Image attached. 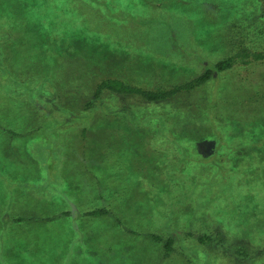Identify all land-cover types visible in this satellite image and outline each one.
Masks as SVG:
<instances>
[{
	"label": "rangeland",
	"instance_id": "obj_1",
	"mask_svg": "<svg viewBox=\"0 0 264 264\" xmlns=\"http://www.w3.org/2000/svg\"><path fill=\"white\" fill-rule=\"evenodd\" d=\"M138 3L137 0H107V12L97 4L89 2V5L81 7V13L90 22V25L87 24L88 31L95 32V37L90 34L85 36V27L81 28L78 22L73 30L62 25L61 31L60 26L50 25V30L44 28L40 31H59L61 34L58 37H49L43 45H37L35 51L38 54L35 58L40 57L44 62L54 59L56 64H61L62 58L67 59L65 68L52 74L57 86L61 84L64 88L69 87L77 77H82L81 64L91 69L89 65L95 62V54L92 56L88 51L93 44H96V51H100L102 60L108 59V65L113 63L106 68L95 69L94 66L92 72L95 80L104 76L116 78L114 76L117 75L124 80L128 77L127 80L135 85L136 81L143 83L139 86L145 90L167 91L177 84L199 76L200 68L203 69L206 63L213 73L214 67L210 63L219 60L235 58V66L201 90L192 93L193 97L180 96L178 106L189 103L193 106L183 123L177 120L182 118L174 117L177 127L179 124H186V127L177 131L171 129L169 132L172 138L168 139L169 141L167 138L162 140L169 142L161 147L162 151L149 145L155 143L157 146L156 143L160 144L158 141L152 142L143 136L135 138L140 134H136L134 129L126 130L124 126H119L120 128L113 130L95 131L99 127H94L84 134L82 128H88L86 125L89 126L90 123H80V128L74 125V132L70 133V159L66 157L58 163L54 162L53 155L49 154V159H53L55 163L51 166L52 173L49 176L55 178L58 174L56 172L64 169L62 175L68 173L69 178L74 181L67 186L68 189L82 191L83 196L85 191L104 187L98 184V179L92 184L90 174L93 171L96 174L99 166L110 169L113 175L109 180L112 185L109 186L116 193L113 213L121 222L123 220L126 226L122 225L121 229L114 217L108 220L95 218V229L92 230L81 226V221L78 222L79 227L73 232L77 238H73L74 234L66 230L63 238L51 240L39 236L33 243L29 234L34 233V226L28 228L29 234L19 232L15 238L22 242L27 240L28 248L32 249L33 253L25 254L29 258L33 255L36 264H72L75 256H72L69 249H74L75 254L78 246L83 250L82 253L79 252L81 255H78L73 264H87L89 255L86 253L89 248L95 253V261L98 264H107L108 261L113 264L117 263L119 248L123 249L125 239L128 240L127 255H132L129 250L130 238L124 233L130 231L128 227L143 231V235L150 231L160 233L167 204L175 203V227L182 230L191 228L196 234L205 231H213L214 234L219 232L238 239L234 241L236 244L227 245L226 253L225 248L213 246L210 250L214 257L213 264H243L232 256V250L239 247L252 252L254 247L262 243L264 245V133L259 137L256 130H262L260 124L264 126V18L260 13L264 0H139ZM134 11L140 14L141 19L146 18L140 22L141 19L135 17L138 21L136 23L133 19H123L124 15ZM244 13H247V16H244L246 19L241 20ZM243 21L246 27L244 31L240 24ZM71 33L74 37L77 34L78 39H74ZM89 36L95 40L89 38L90 43H82L81 40L85 41ZM98 36L100 38H97ZM103 42L112 47L105 48L101 45ZM60 47L64 48L66 53L60 52ZM3 48L4 69H0V121H3L1 116L4 115L7 116L8 122L12 123L13 111L15 122L25 123L29 109L32 122L30 125L34 130V127H39L40 124L33 123L40 120L39 109L27 108L17 98L11 100L13 97L10 94L14 89L9 87V79L34 75L32 68L37 60H34L33 55L32 61H28L31 53L24 55L23 59L20 52L23 47L20 45L5 44ZM27 51L28 49H24L23 52ZM41 59L38 61H42ZM198 64H201L200 67L191 74L181 71L183 68L191 70ZM121 70L123 73H119ZM68 79L73 80L67 82ZM63 91L66 92L65 89ZM72 93L77 94V90L74 89ZM210 96L212 106L208 110ZM88 98L89 96L82 97L84 100ZM111 98L108 99L112 103L117 101L115 97ZM64 99L66 100V94ZM213 100L216 102L214 106ZM6 106H10L8 110L5 109ZM199 114L204 119L201 115L198 116ZM211 121L217 125L212 132L209 130ZM175 122L169 120L167 123ZM256 123H259L258 128ZM91 135L93 136L90 137ZM36 136V132H33L15 140L18 146L23 145L28 152L30 146L31 155L35 159H26L23 153L26 155L28 152L20 149L9 150L13 151L9 159L18 169H38V178L44 179L48 176L44 165L48 141L44 139L40 143ZM8 140L7 136L0 135V146ZM173 140L177 143L180 140L186 149L187 158L184 162H179L182 154L173 145ZM104 143L108 147L100 149ZM60 147L65 153V141ZM44 149L46 153L42 156L43 153L39 152ZM60 164H64V167H60ZM78 165H82L81 169L87 173V177L71 169ZM169 175L180 177L188 193L198 184L193 197L189 195L188 201L180 198V182L171 181ZM8 178L11 181L17 179L15 175H9ZM103 182L108 184L107 179ZM209 182H212L211 185H208ZM1 185L4 186L2 181ZM179 199L187 203L184 208H179L185 204H177ZM126 201L130 203L125 205ZM80 204L85 205L81 198ZM85 233L89 236L87 241ZM231 238L229 239L232 240ZM139 239L143 241V237ZM147 246L149 251L152 248L156 253L154 258L159 260L156 264L161 261L162 264L173 261L163 257L167 260L163 262L162 250L158 251L159 248L149 244ZM128 256L127 260L130 261ZM173 256L178 259L175 264L182 261L179 252ZM141 258L143 256H139V259ZM259 258L258 262L263 264L264 256Z\"/></svg>",
	"mask_w": 264,
	"mask_h": 264
},
{
	"label": "trees",
	"instance_id": "obj_2",
	"mask_svg": "<svg viewBox=\"0 0 264 264\" xmlns=\"http://www.w3.org/2000/svg\"><path fill=\"white\" fill-rule=\"evenodd\" d=\"M89 2H93L103 9L108 7L107 0H0V69H4L3 47L5 44L13 43L15 46L20 45L23 47V50L20 51L23 59L25 58L24 55L31 53L28 57V61L31 62L33 58L34 60H37L32 68V74L34 75H31L28 78L9 79L11 80L9 82V87L14 89L10 95L13 97L11 100L17 98L21 101V103H24L27 108L36 107L39 109L38 116H40V120L33 121V123L40 124L39 127H34L33 132H36V138L40 139V143H42L44 139L48 141V147L46 148L48 149V152L46 153L45 149L43 152H39L43 153L42 156L45 153L47 154L44 159V165L47 168L48 176L44 179L40 178V181L36 182L39 173H35L32 170H24L21 172L23 175L32 176L30 179L21 180L22 183L18 188L21 189V194L29 195L33 199L32 204L37 205L34 208L14 207V188L13 185L7 181L8 173L2 163H0V264H36L33 259V255L29 258L27 254H25L33 253V250L28 248L29 243L27 240L22 242L16 240L15 238L19 232H22L25 235L29 234L28 228L32 226L33 222L39 226L36 234H29L33 243L36 242V237L39 236H44L46 238H50L51 240L54 238H63V233L66 230H68L69 233L74 234L73 232H76V229H78V222L80 221L82 222L81 226H86L90 230L95 229V218L108 220L113 219L114 217L117 219L116 221L120 225L121 229L123 228L122 225L126 226L124 221L122 220L121 222L113 213L114 204L116 203V193L109 186L112 185L109 180L113 173L107 167L99 166L96 174L95 171L90 174L92 184H95V181L98 179V184H102L104 187L91 190L90 192L85 191L84 196L82 195V191H78L77 189H68L67 186L74 183V181L69 178L68 173L64 176L62 175L65 171L64 169L57 171L56 173L58 174L55 175V178L49 176L50 173H52L51 166L55 164L53 163V159H49L50 153L53 155L54 162H62L64 161L63 158L66 157L67 159H70L72 153L69 146V144H71L70 140L72 137L70 133L74 132L72 130L74 125L80 128V123H90L89 126L86 125L88 128H82L81 131H83L84 134L89 130V128L93 129L94 127H99L95 129V131H107L108 129L113 130L114 128H120L119 126H124L126 130L134 129L136 134H140L139 136H136L137 138L143 136L152 142H160V144L156 143L157 146L154 145L155 143H150L149 145L155 150L162 151L161 147L169 143L166 141L163 142L162 140L172 138L169 131L171 129L177 131L186 127V124H179V127H177L174 117L177 118L176 116H178L182 118V120H179V118L177 120L179 123H183L191 112V106H193L192 104L190 105V103L184 106L182 104L178 106V104H180V102H178L180 96L191 95L192 93L201 90L212 80H215L216 77L220 78L222 73L231 70L235 66V58L219 60L215 63H210L213 65L214 72L216 74L211 72L209 66H205V72L200 76L190 78L185 82L175 85L167 91H163L162 89H156L155 91L148 89L145 90L139 86L143 83L136 82L138 85H135L127 80L128 77L124 80L117 77V75L114 76L116 78H104V76L95 80L92 72L94 66L95 69L96 67L106 68L113 63H109L108 65L106 62L108 59L102 60L100 51H96V44H93L94 48L91 46L88 53L90 55L95 54V60H93L95 62H92L95 63V65L90 63L89 66L91 69L89 70L81 64L80 70L82 77H77L75 80L68 79L67 82L73 80L69 87L66 86V88H64L63 85L59 83L58 87L56 79L52 74L56 70L64 69L67 59L62 58L63 62L61 64H56L54 59L50 62H44L40 57L35 58V55L38 54L35 51V47H37V45L45 44L49 37H58L61 32H42L40 30L44 28L50 30V25L53 24L60 26L61 31L62 25L67 26V29L69 30L70 28L73 30L78 22L81 28L83 26L85 27V36L90 34L95 37V32L88 31L87 24L90 25V22H88L86 17L81 13V7L86 6L87 4L89 5ZM138 2L139 0H137V3ZM122 9L123 8H121V10ZM260 13L262 18H264V5L263 8H261ZM109 14L111 13L109 12ZM123 14L125 13L123 12ZM123 14L121 15L123 16ZM244 16H247V13H244L241 18ZM123 17L124 20L128 19L129 21L133 19V22L135 23L138 22L137 19H134L135 17H139L141 19L140 14L135 11L132 14H127ZM149 17H151V15ZM144 19L139 21L141 22ZM245 19L246 17L241 20ZM240 24L241 29L244 31L246 28L244 26V21ZM10 32H14V34H10ZM71 35L74 39H78L77 34L75 37L72 33ZM90 37L91 36L84 39L85 41L81 40L82 43H90V39L95 40V38L92 39ZM97 38H100V36ZM101 45L105 48L112 47L106 42H103ZM24 49H28V51L23 52ZM60 50V52L64 51L66 53L64 48L61 49L60 47ZM31 57L33 58L31 59ZM39 59L42 61H38ZM119 73H123L122 70ZM1 89L2 87L0 86V90ZM3 89L5 88L3 87ZM64 89L66 92L63 91ZM74 89L77 90V94L72 93ZM64 94H66V100L64 99ZM85 96H89V98L87 100L82 99V97ZM191 96L193 97V95ZM111 97H115L117 99V101H115L116 104L115 102L112 103L108 99H112ZM130 97L135 98L128 99ZM215 104L216 102L213 100V106ZM208 106V110L211 109L212 96L208 98ZM9 107L10 106H6L5 109L8 110L7 108ZM162 107H165L166 110ZM200 115L201 114L198 116ZM12 116V123H16L13 111ZM6 117L7 116L4 115L1 116V120L3 121H0V132L5 131L7 133L12 130L10 129V125L12 123H9ZM30 117L31 115L28 109V117L25 123H32L30 121ZM202 118L204 119L203 116ZM169 120H172L175 123H167ZM1 123H6L4 124L5 127L3 126L2 129ZM256 124V128H258L259 123ZM209 125L210 132H212L213 128H216L215 126H217L212 121ZM259 127L262 130L258 131V129H254L259 132L258 136L260 137V135H263L264 133V126L260 124ZM22 130L24 131L26 129L22 128ZM78 130L79 129H77V131ZM18 131H16L17 133L13 132L12 135L17 137ZM24 132L26 135L33 133L29 129ZM26 135L24 133H19V137H25ZM63 141H65V157L60 154L63 152L60 147V144ZM173 145L177 148L178 152L180 151L182 154V158L179 159V162H184L187 158V151L183 144L180 140L178 143L173 140ZM18 147L24 152L27 151L23 145H19ZM106 147H108V145L104 143L101 145L100 149L104 150ZM28 153H30V155L32 154L30 146ZM42 156L40 157L41 159ZM30 157L25 158L30 159ZM33 158L35 159V157H32V159ZM105 159L99 160L104 161ZM59 166L64 167V164H60ZM81 166L82 165H78L74 167L75 169H71L76 172H80L87 177V173L82 171ZM169 177L172 178L171 181L179 180L181 190L178 194H180V198L188 201L189 195L193 197L196 188H198V184L193 187L191 192L188 193L184 183L180 180V177L175 175H169ZM104 179H107V185L104 184ZM1 181L4 186L1 185ZM211 183L212 182H209L208 185H211ZM7 191V196L2 197V194ZM75 195L83 200L85 203L84 206L80 204V198L76 196L74 199ZM129 203L130 202L126 201L124 204L126 205ZM184 203L185 202H182V200L179 199L177 204ZM186 205L187 203L179 208H184ZM131 206L133 207L134 205ZM131 206L130 209L132 211L133 208ZM110 208L112 210H110ZM175 209V203L167 204V212L165 214V220L162 223V228L159 231L160 233L150 231L143 235V231L132 230V228L128 227L127 229L130 231H124V233L128 238H130L131 246L129 250L132 255H127L128 240L125 239L123 240V249L119 248V258L117 263L112 261L113 264H127V262H131V264H156L159 262L157 258H154L156 253L152 250V248L151 251H149L147 244L154 248H159L158 251L162 250L163 262L167 261L164 260L163 257L168 258V260H173L169 262L167 261L166 264H175V260L178 259L177 257L174 259L173 254L177 252H179L182 257V261H177V264H213L214 257L210 252L213 246L216 247L219 245L220 248H225L226 253L228 251L227 245H231V243L236 244L234 241H238V239H234L233 237L231 238L228 234L226 235L232 240L219 232L214 234L213 231H205L196 234L195 232H192L191 228L182 230L179 227H175ZM27 214L31 215V217H28ZM84 236H87L85 240L87 241L89 236L86 233ZM77 237L78 236H75V234L73 235V238ZM141 237H143V241L139 239ZM262 244L254 247L255 251L253 250L252 252L238 247L234 249L236 252L232 250L234 254L232 256L236 257L237 262L243 264H251L252 262L261 264L257 259H260L259 257L261 255L262 257L264 256V245ZM78 247L75 250V254L74 249H69V252L72 251V256H75L73 261L77 260L78 255H81L79 252L82 253L83 248H80V246ZM143 249H146V251L144 252ZM88 250L89 251L86 253L89 255L87 264H98L95 261V253L90 248ZM20 251H23L24 253ZM127 256L130 258V261L127 260ZM139 256H143V258L139 259ZM73 261L72 264L75 263ZM101 264H103V262H101ZM107 264L112 263L108 261ZM160 264H162V261Z\"/></svg>",
	"mask_w": 264,
	"mask_h": 264
},
{
	"label": "crops",
	"instance_id": "obj_3",
	"mask_svg": "<svg viewBox=\"0 0 264 264\" xmlns=\"http://www.w3.org/2000/svg\"><path fill=\"white\" fill-rule=\"evenodd\" d=\"M200 65L201 64H198L197 66L193 67V69H191V70H189L187 68H183L181 71H186L189 74H191L192 72H194V70L198 69L200 67ZM205 66L207 67V63L205 64ZM204 72H205V67H203V69L200 68V74H199V76L201 74H203ZM138 83H140V82H138ZM162 108H165V107H162ZM4 124H6V123H1V125H2L1 129L3 128V125ZM7 126H9V125H7ZM22 128H25L26 129L24 131H28V129H29V130H31L33 132V126L30 125V123H12L10 125V129H12L11 131H8L7 133L5 131L0 132V135L1 136H7L9 138L8 141H5L0 146V163H2V165L5 167V169H6L7 173H8V176L9 175H12V176L15 175L16 178H17V179H12V181H11V179L8 178V176H7V181H9L13 185V188H14V191L12 190L13 191V199H14L13 200L14 207H29V208H34L37 205L36 204H32L33 199L29 195L21 194V189H19L18 187L22 183L21 180H26V179L32 178V176L23 175L21 172H23L24 170H32L35 173H39V170L38 169H35V168H22V169H18V168L14 167L10 163V159H9V156L13 152V151H9V150H14V151L19 150V147H18L17 143L15 142V140L18 139V137H19V133H24L26 135V133L23 132ZM20 130H22V131H20ZM16 131H18L17 137L12 135V133L13 132H16ZM26 136H28V134ZM92 136L93 135H91L90 137H92ZM135 138H137V137H135ZM60 154L63 155V157L66 156V154L63 153V152L60 153ZM23 155H25V154L23 153ZM25 157H30V159H32V155H30V153H27L25 155ZM22 176H27L28 178L23 179V178H21ZM39 181H40V178H37L36 179V182H39ZM7 194H8V191L6 193H3L2 194V197L7 196ZM36 199H41V198H36ZM27 216L28 217H31V215H28V214H27ZM34 217H36V216H34ZM32 226L35 227V230H34V233L33 234H36L39 226H37L34 222L32 223ZM62 244H63V241H62ZM70 246H71V244H70ZM67 247L69 249V245ZM20 252H23V251H20Z\"/></svg>",
	"mask_w": 264,
	"mask_h": 264
}]
</instances>
